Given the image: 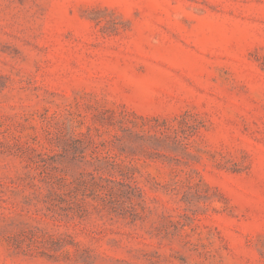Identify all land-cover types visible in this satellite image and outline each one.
<instances>
[{
  "label": "rangeland",
  "instance_id": "rangeland-1",
  "mask_svg": "<svg viewBox=\"0 0 264 264\" xmlns=\"http://www.w3.org/2000/svg\"><path fill=\"white\" fill-rule=\"evenodd\" d=\"M0 264H264V0H0Z\"/></svg>",
  "mask_w": 264,
  "mask_h": 264
}]
</instances>
